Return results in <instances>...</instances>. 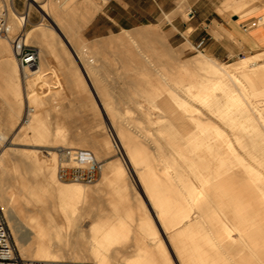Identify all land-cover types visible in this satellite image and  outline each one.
<instances>
[{
	"label": "bare ground",
	"instance_id": "obj_1",
	"mask_svg": "<svg viewBox=\"0 0 264 264\" xmlns=\"http://www.w3.org/2000/svg\"><path fill=\"white\" fill-rule=\"evenodd\" d=\"M5 1L11 7L10 35L0 37V143L12 138L23 147L0 152V201L21 257L91 264H264L263 52L226 63L201 50L183 61L152 27L88 44L83 31L104 0H26L23 12L15 0ZM33 7L51 26L26 28ZM15 36L21 45L40 46L39 65L22 69L25 85L12 51ZM239 40L257 45L249 33ZM53 52L81 66V76L69 72L66 83L80 89L77 97L86 84L93 88L121 145L96 141V131L68 135L47 126L49 96L41 93ZM110 57L131 63L142 77H109ZM101 69L102 77H96ZM121 83L132 87L115 86ZM26 99L37 109L20 126ZM122 102L141 105L137 123L117 107ZM46 145H86L97 150L90 151L97 159L121 146L127 161L103 163L102 178L92 187L67 183L58 178L56 152L37 149ZM29 213L38 214L34 223Z\"/></svg>",
	"mask_w": 264,
	"mask_h": 264
},
{
	"label": "rangeland",
	"instance_id": "obj_2",
	"mask_svg": "<svg viewBox=\"0 0 264 264\" xmlns=\"http://www.w3.org/2000/svg\"><path fill=\"white\" fill-rule=\"evenodd\" d=\"M39 1H47V0H39ZM58 1H60L61 4H64L66 3L67 0H58ZM104 1H105L104 5L101 7L100 10L97 11L92 21L83 31L82 38L88 44L89 43L95 44V42L97 43V41L100 42L102 40L110 39V37L112 38L114 36L124 34L125 33L124 30H128V31L130 30V32H133L141 28L152 27L157 31L158 30L161 31L158 33L163 32L161 36L164 35L162 37H164L165 42L167 41L166 42L167 44L166 43L165 44L167 49L169 48L168 51L172 52L174 56L176 55L175 56L176 58H179L183 61L184 59L185 60L191 59L195 55L199 54L201 50H204L206 53L211 54L217 60L226 63L237 62L241 58L245 57L246 55H250L251 53L260 54L263 52L262 54H260L261 57L259 61L260 62L264 61V46L259 47L258 45H256V46H252V49H248L243 46L244 43L242 41L238 40L239 38H241L242 34H248V32L252 30V29H247V31H245L246 28H244L243 26L249 24V22H251L256 17H253L247 21L242 22L239 26L236 27L231 26L229 28L224 27L217 20H213L212 24L208 20L204 25L206 28L205 30L203 29V25L198 26L199 22L196 21V19H198L197 16L201 14H203V16L205 17H209V19L211 20L210 13H211V8L213 6L216 9V12L220 14L225 21L231 23L233 21L232 18L234 16L236 17V15L242 18L241 16L242 13L246 14V12L250 11L252 8L255 9V7L257 9L255 10L252 9L253 11L258 10L260 7H264V0H156V4L155 3L153 4L152 2H150V0H133L135 1L134 7H136L139 10L140 14L141 13L146 14V17L141 19L140 24H138L137 26H129L126 23H124L125 26L123 28L117 26V27H112V30H107V27H105L106 29L103 30L101 29L98 32V34H94L92 30H89V27L93 22V20L95 19V17L104 10V8L107 6L110 0H104ZM15 5L19 11L23 12L26 7V0H15ZM191 10H194L196 12L195 13L196 17L193 19H190V15H189ZM263 14L264 13H260L257 14L256 16H261ZM41 22H44L50 26L52 23L50 20L43 19V11L33 7L31 14V23H28L26 28L27 29L33 28L35 24H39ZM107 24L108 26H111L113 22L108 21ZM52 36L53 37L51 38V41L52 42L56 41L55 39H57V37L55 35ZM158 39L156 40V45H159L160 47L163 43L161 40ZM213 40H215V43L213 42ZM6 43L8 44L7 41ZM27 45L36 46L40 49V46L36 43H29ZM52 48L55 49L56 47L52 46ZM226 52L228 53V55H225ZM57 55H59L57 52H53L51 54L52 58L50 57V61L52 63L49 62L50 64L48 67L50 68V71H48L47 69L49 75L47 79H45V82H43L44 87H43V92L41 93L42 97H44L45 95L49 96L48 97L49 100L47 104V107L49 109L46 120L47 126L50 127L51 129L56 128L61 131H65L64 133H67L68 135H70L71 133L81 134V135L94 134L96 131L98 134L96 141L102 142L104 144L106 141H109L110 144L118 143L119 145H121L120 141L117 138V134L115 130L109 125V122L105 117V112L103 110V107L101 106V101H100L101 99L97 95H95V93L93 92V88L91 89V86L89 84H86V86L84 87L85 89L84 88L81 89L82 90L81 92L83 94L81 95V97L78 96L79 97L78 98L75 95V93L80 89L79 88L74 89V87L71 84L66 83L65 78L71 74L73 76L76 75L77 77L81 76L80 75L81 66L77 63L72 65L70 61L71 60L70 56L68 55L61 57L62 59H64L63 61H61L62 59L60 58V56L58 57ZM3 59L4 57L0 56V62ZM101 59H102V53L99 54V60ZM108 60H110V63L113 64V65L112 64L108 65L107 67L110 71H112V73L109 74V77L115 78L118 81L119 79L120 80L122 79L121 81H125L131 78L136 79L142 77L141 75L135 72L136 69L131 63L130 64L125 63V65L124 63L119 64L116 63V61H114L113 57H110ZM172 62H174V60H172ZM98 63H100V61ZM112 66L114 67L112 68ZM78 67L79 70L77 69ZM51 68H54V70ZM69 69H71L72 71ZM74 69L77 71H75ZM22 71L23 70L21 68L20 74L22 81H24L23 83L25 85V78ZM127 71L130 72L133 71V72L130 73L128 76L126 74L122 76L120 75L123 74V72L125 73ZM69 72L71 74H69ZM114 72L118 75H116ZM99 76L100 78L102 77V69L98 72V76L96 75V77ZM0 80H1V75H0ZM115 86L123 87V88H127V86L132 87L130 84H126V83H121L120 85L116 84ZM26 94L27 91L25 90L24 96ZM136 98H138V95L136 96ZM138 100L141 102V103L139 102L140 104L143 103L142 98H138ZM121 104L122 105L118 104L119 106L117 107H120L121 111L126 112L129 115L128 116L126 113H124L128 117V119L130 118V120H132L131 118H133L134 120L137 118L138 116L137 109L141 107L140 104H139L140 106H138V104H135L134 106L133 103H129V102L126 103L122 102ZM28 106L37 109V106L33 104L29 105L26 99V103L23 106L21 117L18 122V125L20 126L24 123L23 114L28 108ZM126 116L123 115L122 117L127 118ZM134 121L137 123L138 120H134ZM7 140L3 141V143H0V152H2L6 148L17 147V146L23 147L21 145L13 144L12 138ZM51 146L52 145L50 146L46 145L45 147L43 146L44 148L38 147L37 149L39 151L41 149L42 152L44 151L47 152L49 150L55 151V148H52ZM78 146L87 149L97 155L96 149H92L91 147L86 145H78ZM98 159L102 160L104 164H106L107 162L116 161V159L118 162L121 160H124V162L127 161L126 154L122 150L121 146L120 147L118 146V149L113 150L111 154L108 153L103 157L101 153L100 157L98 155ZM131 174L132 175H130L131 177L130 180L135 184V189L138 192V194H140L141 191L138 190L139 186L136 183L135 175L133 173ZM101 178H102V174L100 175L96 183H98L101 180ZM67 183H72V182H67ZM94 184L88 186L92 187L94 186ZM140 196L143 197V193L140 194ZM0 205H1V201H0ZM58 211L56 210V212ZM61 213H63L62 210H60L59 214ZM29 214H28L29 215L28 218L32 220L31 221L32 223H34L36 221V217L38 218V214L36 213H29ZM85 228L87 229V226ZM87 234L88 233L86 231L85 235Z\"/></svg>",
	"mask_w": 264,
	"mask_h": 264
},
{
	"label": "built area",
	"instance_id": "obj_3",
	"mask_svg": "<svg viewBox=\"0 0 264 264\" xmlns=\"http://www.w3.org/2000/svg\"><path fill=\"white\" fill-rule=\"evenodd\" d=\"M10 5L5 0H0V37L8 38L10 35L9 9ZM192 16V10L189 13ZM264 25V14L255 18L246 29L259 28ZM16 36L11 39L12 48L17 62L22 69H33L40 63V50L36 46L21 45ZM33 107L28 106L23 114V121L26 122ZM58 156L57 174L62 182H78L91 185L98 181L103 161L98 160L90 151L81 147H58L55 148ZM0 264H91L87 262H66V261H42L27 260L21 257L10 226L6 219L2 206L0 205Z\"/></svg>",
	"mask_w": 264,
	"mask_h": 264
},
{
	"label": "crops",
	"instance_id": "obj_4",
	"mask_svg": "<svg viewBox=\"0 0 264 264\" xmlns=\"http://www.w3.org/2000/svg\"><path fill=\"white\" fill-rule=\"evenodd\" d=\"M153 4H156V0H150ZM135 1L133 0H110L107 6L104 8V10L99 13L93 22L91 23L89 30H92L94 34H98V32L102 29L112 30V27H121L123 28L126 23L129 26H137L141 23V19L146 17V14H140L139 10L134 7ZM196 12L192 10V16L190 15V19H193L196 17ZM264 13V7H260L258 10L253 12V14H250L245 17L234 16L232 19L233 21L231 23L225 21L223 17L216 12V9L212 6L211 8V20L209 17L203 16V14L197 16L198 19V26L203 25V29L205 30V24L209 20L210 23H213V20L219 21L224 27H236L239 26L242 22L247 21L253 17H255L257 14ZM108 21H112L113 24L111 26H108ZM249 35L253 38L255 43L259 47L264 46V27L263 28H254L250 32H248ZM240 39V38H239ZM238 39V40H239ZM241 41V40H240ZM215 43V40H213ZM243 44V43H242ZM244 47L248 49H252L248 44H243ZM225 55H228L226 52Z\"/></svg>",
	"mask_w": 264,
	"mask_h": 264
}]
</instances>
